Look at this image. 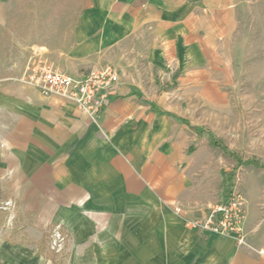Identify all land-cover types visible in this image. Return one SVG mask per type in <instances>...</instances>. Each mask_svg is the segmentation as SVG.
Segmentation results:
<instances>
[{
  "label": "crops",
  "instance_id": "obj_1",
  "mask_svg": "<svg viewBox=\"0 0 264 264\" xmlns=\"http://www.w3.org/2000/svg\"><path fill=\"white\" fill-rule=\"evenodd\" d=\"M7 3L0 0V33L22 39L23 18L8 24ZM239 7L236 0H78L62 42L35 47L72 77L105 66L119 72L99 123L69 100L0 79V197L32 222L36 238L63 227L72 241L65 264H264V226L248 210L242 247L176 216L177 207L194 214L184 168L195 139L178 130L164 98H150L188 95L217 80ZM173 77L170 94L145 87ZM16 251L2 246L15 264H50L28 247Z\"/></svg>",
  "mask_w": 264,
  "mask_h": 264
},
{
  "label": "rangeland",
  "instance_id": "obj_2",
  "mask_svg": "<svg viewBox=\"0 0 264 264\" xmlns=\"http://www.w3.org/2000/svg\"><path fill=\"white\" fill-rule=\"evenodd\" d=\"M77 1L8 0V24L13 25L21 15L26 32L22 39L16 38L14 33H0L1 80L12 77L18 80L25 66L38 58L54 67L43 54L45 49L36 48L35 45L46 40L51 41L55 48L62 42L71 21L72 24L75 21L71 11L77 9ZM236 1L240 6L238 29L233 38L225 43L227 65L219 67L223 72L216 77L217 80L201 82L199 88H194L196 90L188 88L190 90L184 91L188 95L154 94L150 98L156 101L164 98L165 106L172 109V118L178 124V130L186 131L195 139L190 163L184 168L187 178L191 180L185 197L194 214L177 207L185 220L205 216L209 208L223 203L227 192L235 189L245 198L246 217L248 210V215L253 214L255 222L263 228L264 169L248 165V161L264 163V0ZM50 26L52 28L47 33ZM106 67L110 66L102 68ZM175 79L169 78L162 83L150 81V85L145 87L156 91L154 93L160 89L170 94L171 87L178 84ZM180 118L187 120L189 125H185ZM197 129L204 130V133ZM208 132L221 139L228 152L214 147ZM195 199L197 203H191ZM205 206L208 209L202 213ZM10 207L5 198L0 197V264H15L10 256L8 258L2 252L4 244L15 248L19 254L21 248L28 247L34 253L33 258L50 264L67 263L72 241L65 235L60 246L57 242L53 247L57 240L52 236L57 226L43 228L39 238H36L32 234V222L18 208ZM182 223L185 224L183 220Z\"/></svg>",
  "mask_w": 264,
  "mask_h": 264
},
{
  "label": "built area",
  "instance_id": "obj_3",
  "mask_svg": "<svg viewBox=\"0 0 264 264\" xmlns=\"http://www.w3.org/2000/svg\"><path fill=\"white\" fill-rule=\"evenodd\" d=\"M19 82L38 89L46 97H60L73 102L82 114L94 123H99L112 102L120 82V74L113 67L90 71L82 78H75L56 70L46 60L38 58L21 71ZM245 198L232 189L223 203L206 211V215L195 220H185L180 208L176 216L188 228L204 234H215L234 238L238 246L248 245L244 229L246 219ZM11 206V202H7ZM53 239L60 244L65 240L63 227L54 229ZM262 254V251H260Z\"/></svg>",
  "mask_w": 264,
  "mask_h": 264
},
{
  "label": "trees",
  "instance_id": "obj_4",
  "mask_svg": "<svg viewBox=\"0 0 264 264\" xmlns=\"http://www.w3.org/2000/svg\"><path fill=\"white\" fill-rule=\"evenodd\" d=\"M169 115V113H168ZM182 122L185 123V125H189V123L187 122V120H183L182 118H180ZM196 130V128H194ZM200 133H204V130H201V129H197ZM208 135L210 136V141H211V144L216 147V148H223L224 151L228 152V148L223 146L222 145V140L221 139H218L217 137H215V135L213 134V132H208ZM230 154L236 158H238L237 156H235V154L233 152H230ZM249 164L248 165H254L256 167H260V168H263L264 169V163L263 164H260L259 162L257 161H254V160H251V161H248ZM228 194L230 192H227Z\"/></svg>",
  "mask_w": 264,
  "mask_h": 264
}]
</instances>
